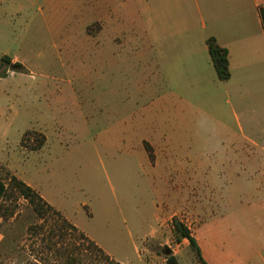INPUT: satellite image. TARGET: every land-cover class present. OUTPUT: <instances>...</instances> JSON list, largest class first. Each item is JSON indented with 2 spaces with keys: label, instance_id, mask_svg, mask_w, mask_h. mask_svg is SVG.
<instances>
[{
  "label": "rangeland",
  "instance_id": "1",
  "mask_svg": "<svg viewBox=\"0 0 264 264\" xmlns=\"http://www.w3.org/2000/svg\"><path fill=\"white\" fill-rule=\"evenodd\" d=\"M17 3L24 9L0 13V59L8 54L26 68L0 76V175L39 188L125 264H168V256L201 264L187 239L177 242L173 214L209 264H264V162L226 153L239 124H204L189 139L186 124L176 132L157 115L140 119L147 97L137 94L136 34L130 43L109 1ZM242 125L264 139V124ZM29 130L45 135L40 149ZM144 139L159 149L155 166ZM187 152L193 161H181ZM55 222L21 198L13 217L0 218V264L19 263L26 250L28 262L97 264L77 232L53 235Z\"/></svg>",
  "mask_w": 264,
  "mask_h": 264
},
{
  "label": "crops",
  "instance_id": "2",
  "mask_svg": "<svg viewBox=\"0 0 264 264\" xmlns=\"http://www.w3.org/2000/svg\"><path fill=\"white\" fill-rule=\"evenodd\" d=\"M18 1L30 0H0V13L24 9ZM108 1L116 26L128 28L129 40L136 34L132 50L144 81L137 94L147 97L139 118L157 115L161 124H176V132L178 124H186L184 136L189 139H195L194 130L203 134L204 124H239V133H228L226 153L246 162H264V139L249 137L242 125L264 124V0H107V5ZM211 37L229 50L228 80L217 75L209 51ZM145 141L153 147L154 161L149 158L155 166L159 149ZM190 155L187 152L181 161H193ZM34 188L94 240L66 208ZM2 241L0 236V247ZM10 252L16 259L20 256L17 250ZM25 253L28 257V250L22 251L25 258L17 264H43L37 259L28 262Z\"/></svg>",
  "mask_w": 264,
  "mask_h": 264
},
{
  "label": "trees",
  "instance_id": "3",
  "mask_svg": "<svg viewBox=\"0 0 264 264\" xmlns=\"http://www.w3.org/2000/svg\"><path fill=\"white\" fill-rule=\"evenodd\" d=\"M208 44L218 77L221 80H228L231 76L229 50L226 47L220 46L214 37L208 39ZM3 67L6 70L0 76H6L9 68L20 71L26 69L21 62L13 61V57L8 54L3 55L0 59V69ZM25 136H31L36 141L35 145L32 146L35 149H40L46 142L45 135L40 131L29 130ZM144 146L149 153V157L154 161L153 147L147 141L144 142ZM21 198L25 199L32 206L39 218L46 220L50 215L56 217L55 226L58 228L57 230L52 229L53 235L64 238L70 230L77 232L79 234L78 238L81 241L78 243V247L91 250L97 264H124L107 253L84 232L79 231L75 225L70 223L60 211L56 210L33 186L15 174H9L7 180L0 175V218L6 220L13 217L17 210L18 201ZM170 223L175 232L177 242L181 243L183 239H187L197 260L201 264H209L204 258L202 249L191 228L177 215L172 217ZM66 256L68 261L74 262L77 260L76 257L70 256V254ZM167 262L168 264H179L174 256H168Z\"/></svg>",
  "mask_w": 264,
  "mask_h": 264
}]
</instances>
